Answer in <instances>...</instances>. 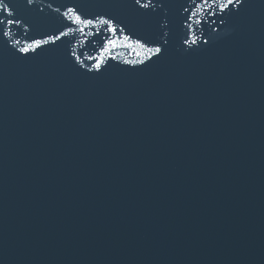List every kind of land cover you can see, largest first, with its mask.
Listing matches in <instances>:
<instances>
[{"label":"water","instance_id":"obj_1","mask_svg":"<svg viewBox=\"0 0 264 264\" xmlns=\"http://www.w3.org/2000/svg\"><path fill=\"white\" fill-rule=\"evenodd\" d=\"M12 2L52 29L66 22L47 5L75 0H36L44 16ZM83 2L134 19L133 39L161 35L164 12L142 22L104 7L118 0ZM181 5L143 71L124 70L143 56L127 46L103 73L74 70L75 38L25 60L0 47V264H264V0L196 52L180 45Z\"/></svg>","mask_w":264,"mask_h":264},{"label":"snow or ice","instance_id":"obj_2","mask_svg":"<svg viewBox=\"0 0 264 264\" xmlns=\"http://www.w3.org/2000/svg\"><path fill=\"white\" fill-rule=\"evenodd\" d=\"M35 3L36 0H26L27 6L31 7ZM173 3L175 0H155V2L153 0H118L116 3L105 5L106 8L129 9L130 16L142 22L155 17L158 11L164 12L163 22L156 21L161 29V35L133 39L132 35L126 34L125 30L131 31L135 28L137 22L134 19L128 16L122 18L115 11L90 13L86 11L90 5L85 4L83 0H75L73 6L62 5L63 12L60 7L53 9L52 4L49 3L47 7L59 13L66 22L61 27L52 29L38 26L28 15L17 11V6L12 0H0V47L14 50V54H21L19 58L25 60L34 58L31 54L39 56L44 52H57L63 45H71L70 38H75V45L70 50L71 57H75L74 70L80 72V69H86L87 72L103 73L109 66L108 62L117 59L114 54L115 49L127 46L141 49L143 56L139 61H126L131 63L133 68L124 70L143 71L150 67L147 61H151L152 64L158 63L164 59L168 51L170 29L166 18L167 12L164 10ZM245 4L246 0H186V6L181 5L183 12L187 14L181 19V27L184 29L180 39L181 48L185 52L200 51L201 45L209 43L205 32H208V36H212L221 30L220 26L233 25ZM32 9L37 16L40 14L44 16L43 7ZM14 27L21 29L27 37L23 44L21 40L13 38ZM91 29L96 31L93 32ZM78 33L85 39L77 38ZM89 36L99 37L102 42L97 55L85 57L83 52L77 53V48L87 43ZM5 37L7 39H3ZM85 60L94 61V63L89 65ZM77 64L79 67H76ZM137 64L143 65V68L136 69Z\"/></svg>","mask_w":264,"mask_h":264}]
</instances>
